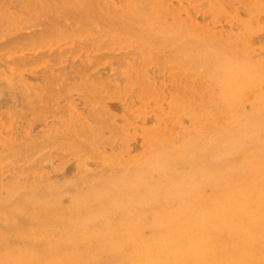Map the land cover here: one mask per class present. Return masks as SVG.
<instances>
[{"label": "rangeland", "instance_id": "obj_1", "mask_svg": "<svg viewBox=\"0 0 264 264\" xmlns=\"http://www.w3.org/2000/svg\"><path fill=\"white\" fill-rule=\"evenodd\" d=\"M161 166L201 220L142 197L99 243L130 202L109 184ZM233 261L264 264V0H0V264Z\"/></svg>", "mask_w": 264, "mask_h": 264}, {"label": "bare ground", "instance_id": "obj_2", "mask_svg": "<svg viewBox=\"0 0 264 264\" xmlns=\"http://www.w3.org/2000/svg\"><path fill=\"white\" fill-rule=\"evenodd\" d=\"M84 5H85V3H84ZM81 6H82V3H81ZM78 9H79V7H78ZM168 30H166V31H168ZM163 32H165V31L163 30ZM170 32H171V30H170ZM167 37H168V35H167ZM189 44H187V45H189ZM204 51H202V53ZM214 52H215V50H214ZM204 54H205V52H204ZM195 55H196V53H195ZM216 55H217V53H216ZM253 68H255V67L250 66L245 62L237 61L236 64H234V65L228 64V66H226L225 68H222V70L220 72L222 73L223 79H225L226 84L231 85V84L237 82L238 79H248L253 74V72H252V71H254ZM250 117H251V115L248 113L245 116H241L236 121V124L240 127V129H244L243 132L246 131L247 127L251 126L249 123L247 124V121H249L251 119ZM207 142H209V141H207ZM179 155H180L181 159H184L187 156L185 151L180 152ZM193 158H197V157H193ZM188 160L191 163L197 162V160H195V159L193 161L192 158H188ZM158 163H160V162H158ZM158 163L156 165H158ZM150 166L151 165H148L147 168H149ZM199 168L205 174V178H207L209 175H211L212 177H216L218 175V173L215 171L210 172L207 169V166H205V168H202L201 166H199ZM156 171H157V175L155 177L149 176L148 179H143L139 182L129 183V182L124 180V183H123L122 178H119V179L113 180L112 183L109 184L112 187V190L114 192V194H113L114 196H118L119 198L129 197L130 202L129 203H118V204H116L115 209H114V213H113L114 217H113V220L110 222L108 232L98 233V242L99 243L111 242L117 235H119V230L123 234L125 232H129V231L134 230V228L128 229L125 226L135 224L134 218H133L134 213L135 214L140 213V211H141L140 199L142 197L152 196V197H155L154 199H156V201H158V202L163 201L164 202V205L159 204L157 207H159V206L170 207L174 204H177L178 208H180V209H188L189 216H191L192 218L201 220V218L199 217V214L202 212V205L201 204L192 205V203H186L184 200L183 183H182L183 182L182 180H184V178H182L183 176H175L174 173L171 172V170H167V171L163 170L162 166H161V168L156 169ZM207 181L210 182L209 179H207L206 181L201 180L196 185L193 186V188H195V189L199 188L202 192H204V193L206 192V195H207L206 197H208L211 194V191H209V192L206 191V189L208 188V186H206ZM176 185H179L178 188H175ZM134 192H136L137 196L133 194ZM213 198H214V195H211V196H209L207 201H210ZM124 209H127L126 214L123 213ZM164 211H165L164 214L161 216L157 215L156 212H151L149 214V217L153 218L157 215V220L162 224V226H165L167 229H170L174 223L162 221V218H163V216L173 215V213L170 212L169 210H166L165 208H164ZM118 213H122V214H118ZM73 215H74V213L62 214V215H59V219H62L63 221L70 222L72 220L71 217H73ZM216 215H217V213H215L214 211H210L206 215H203V219H205V218L213 219L214 217H216ZM78 224L83 225L81 220H79V221L76 220V225H78ZM119 226H123V228L122 229H116ZM204 232L205 231L202 228H200L198 231V234L201 236L200 238H197L200 240V242H198L199 244L204 243L203 239H202ZM174 246H175V244H173V247ZM229 261L230 260L227 259L225 261V263H228ZM235 263L236 262L233 261V264H235Z\"/></svg>", "mask_w": 264, "mask_h": 264}]
</instances>
